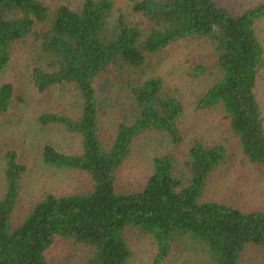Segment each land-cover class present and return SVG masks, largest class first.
Segmentation results:
<instances>
[{
    "label": "trees",
    "instance_id": "16d2710c",
    "mask_svg": "<svg viewBox=\"0 0 264 264\" xmlns=\"http://www.w3.org/2000/svg\"><path fill=\"white\" fill-rule=\"evenodd\" d=\"M128 8L136 20L128 21V14L112 0H81L76 7L0 0V71L15 44L25 43L34 87L40 92L68 88L76 97L70 113L44 112L38 121L75 135L77 150L46 145L43 161L85 172L91 180L86 192L42 195L16 222L13 215L26 167L14 150H7L0 195V264H50L46 251L56 238L84 248L79 264H130L132 232L155 245L153 264H161L175 249H190L195 264H241L247 246L264 249V210L203 200L208 178L227 159L222 143L194 139L182 168L173 155L156 154L140 190L118 192L115 185L118 169L142 137L158 135L172 145L183 140L180 99L164 88L161 78L132 75L149 55L187 39L206 41L215 58L211 65L194 66L195 77L210 78L196 107H221L243 157L264 170V123L256 96L264 69L256 26L264 19V0L241 11L217 0H132ZM12 97V84H0V116ZM110 100L122 117L106 144L103 119L108 108L117 114Z\"/></svg>",
    "mask_w": 264,
    "mask_h": 264
},
{
    "label": "rangeland",
    "instance_id": "374dc122",
    "mask_svg": "<svg viewBox=\"0 0 264 264\" xmlns=\"http://www.w3.org/2000/svg\"><path fill=\"white\" fill-rule=\"evenodd\" d=\"M53 6L67 2L76 7L81 0H44ZM121 9L128 21L129 2L132 0H112ZM261 0H217L223 6L241 11ZM257 34L264 48V19L256 26ZM29 50L25 43L17 42L7 66L0 71V84L11 83L13 97L9 108L0 116V195L5 189L4 154L14 150L19 162L26 167L21 177V189L14 219L20 221L31 205L46 193L70 194L91 189V180L85 172L64 170L46 164L42 159V149L50 145L64 152L77 150L78 138L58 125H41L38 121L44 112L70 113L76 105L73 90L52 87L38 91L30 77L31 64ZM214 53L204 40H179L158 53L149 55L143 68L133 77H159L166 90L177 96L183 104V115L179 128L183 140L178 145L170 144L164 137L146 135L133 146L129 158L118 169L116 190L133 192L140 190L152 171V156L168 153L174 156L178 168L183 167L187 150L194 139L204 143H222L227 149V159L207 180L203 200H215L234 205L242 210H264V170L257 169L242 155L238 139L232 134L221 107L201 110L196 101L206 90L209 76L195 77L194 66L200 62L211 65ZM72 90V91H71ZM123 95V91H119ZM256 96L264 123V69L257 80ZM114 114L107 109L102 122L101 135L108 144L116 124L121 120L122 111ZM123 104L119 105L122 106ZM259 170V171H258ZM132 255L130 264H153L156 251L153 242L137 232L129 234ZM84 256V248L71 240L56 238L46 251L50 264H79ZM194 253L190 249L174 250L161 264H195ZM241 264H264V249L249 245L241 257Z\"/></svg>",
    "mask_w": 264,
    "mask_h": 264
}]
</instances>
